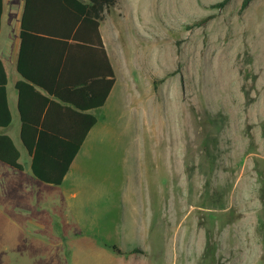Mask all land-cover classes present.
<instances>
[{
    "label": "rangeland",
    "instance_id": "1",
    "mask_svg": "<svg viewBox=\"0 0 264 264\" xmlns=\"http://www.w3.org/2000/svg\"><path fill=\"white\" fill-rule=\"evenodd\" d=\"M220 1L105 12L118 84L64 186H0V264H264V0Z\"/></svg>",
    "mask_w": 264,
    "mask_h": 264
},
{
    "label": "trees",
    "instance_id": "2",
    "mask_svg": "<svg viewBox=\"0 0 264 264\" xmlns=\"http://www.w3.org/2000/svg\"><path fill=\"white\" fill-rule=\"evenodd\" d=\"M119 0H25L21 20V49L17 82L21 139L40 180L62 184L91 129L98 123L95 109L103 107L117 75L101 32L106 11ZM252 0H243L245 10ZM229 0L213 3L223 8ZM4 0H0V32ZM213 15L197 20L205 26ZM42 47L37 65L26 55L31 45ZM163 80V79H162ZM8 75L0 56V127L12 122ZM21 152L13 138L0 133V161L23 170Z\"/></svg>",
    "mask_w": 264,
    "mask_h": 264
},
{
    "label": "crops",
    "instance_id": "3",
    "mask_svg": "<svg viewBox=\"0 0 264 264\" xmlns=\"http://www.w3.org/2000/svg\"><path fill=\"white\" fill-rule=\"evenodd\" d=\"M24 7H25V0H4V12H3V17H2V28L0 32V56L5 64V68H6L7 75H8L7 92H8L9 107L12 113L11 124L7 127H0V133L9 134L13 138V140L15 141L17 147L19 148L21 152V156H22V146H24L25 149L26 147L23 144L22 139H21L22 121H21V114L19 111V91L16 85L19 80L23 79V76L18 70V60H19L20 49H21V20H22V14L24 11ZM14 23H17V24L15 25L16 26L15 30L11 32L9 28L12 27ZM101 32H102L105 46L108 50L112 64L116 71V75H117L116 84H118V72L113 62V57H112V53L110 51L109 45L107 43L106 30L103 25V21L101 23ZM42 51H43L42 47H40L39 45L32 44L31 47H29L28 55H26V58L28 59V62L30 65L38 64L40 60V53H42ZM114 88L108 100L110 99L114 91ZM96 111L97 109L94 110L95 113ZM96 125L91 129L87 138L92 133ZM17 140H19V143ZM26 151L28 152L27 149ZM28 155H29V152H28ZM76 158L75 160H77ZM75 160L72 166L75 165V162H76ZM0 164H3L2 166H4L8 170L6 175H4L2 179L0 180V186L2 185L1 192H2L3 199H4V204H5V206H3L4 208L3 211L5 210V212L12 214V212H15L14 209H16L23 215L28 213L27 212L28 204L34 201V198L31 196V193H30L31 188L37 187L39 189H42V187L44 186H52L53 188L64 186V184H66L67 179L69 178L71 168H72L71 166L70 170L65 176L63 183L57 185V184L44 182L35 176V174L33 173V169H32V158H31V168L27 174L25 173L24 169L18 170L1 161H0Z\"/></svg>",
    "mask_w": 264,
    "mask_h": 264
}]
</instances>
